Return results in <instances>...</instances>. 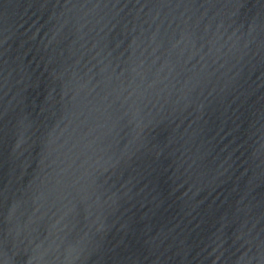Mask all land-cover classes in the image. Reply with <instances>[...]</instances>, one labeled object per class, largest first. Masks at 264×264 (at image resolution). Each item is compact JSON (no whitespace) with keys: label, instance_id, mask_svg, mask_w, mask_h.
<instances>
[{"label":"water","instance_id":"95a60500","mask_svg":"<svg viewBox=\"0 0 264 264\" xmlns=\"http://www.w3.org/2000/svg\"><path fill=\"white\" fill-rule=\"evenodd\" d=\"M0 264H264V0H0Z\"/></svg>","mask_w":264,"mask_h":264}]
</instances>
